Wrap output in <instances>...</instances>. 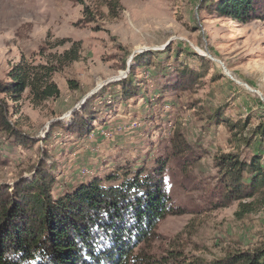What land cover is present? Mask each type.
I'll list each match as a JSON object with an SVG mask.
<instances>
[{"label":"rangeland","instance_id":"rangeland-1","mask_svg":"<svg viewBox=\"0 0 264 264\" xmlns=\"http://www.w3.org/2000/svg\"><path fill=\"white\" fill-rule=\"evenodd\" d=\"M202 2L0 0V82L23 65L58 90L44 100L28 87L18 100L3 98L18 137L0 131V185L31 180L46 154L54 197L93 177L117 185L166 160L172 212L132 260L208 263L263 246L264 210L227 196L218 164L227 154L247 161L259 146L237 139L264 122V18L208 14ZM183 67L195 82L167 90ZM127 80L137 90L124 94L117 83ZM94 94L88 130L67 133ZM112 175L120 180L105 181Z\"/></svg>","mask_w":264,"mask_h":264},{"label":"trees","instance_id":"trees-1","mask_svg":"<svg viewBox=\"0 0 264 264\" xmlns=\"http://www.w3.org/2000/svg\"><path fill=\"white\" fill-rule=\"evenodd\" d=\"M261 3L264 0H217L215 3L206 0L201 5L208 14L254 20L264 18ZM180 72L179 82L167 90L188 89L190 82H195L197 76L193 69L183 67ZM42 83L40 78H30L23 65H16L8 81L0 82V96H3L0 97V131L18 137L3 98L18 100L27 87L39 100L58 95L53 84ZM117 85L122 87L124 94L137 90L132 88L130 80L119 81ZM98 96L100 94H94L73 113L72 122L65 129L67 133L83 135L88 130L91 107ZM222 122L231 130L239 126L242 131L246 128L244 124ZM57 125L61 123H53L47 136ZM252 138H258L259 146L247 161L229 154L221 156L220 181L227 196L240 201L252 199L264 210V122L258 124L249 137L237 140L247 144ZM46 157L47 154L31 180L21 179L13 188L0 185V264L145 263L144 259L132 260L134 250L172 212L163 183L166 160L157 161L149 169L140 168L131 177L126 173L117 185H105L100 177H93L54 197V180ZM118 180L113 175L105 178L109 183ZM247 206L240 203L245 212L249 211ZM146 262L155 264L154 261ZM188 264H264V245L208 263Z\"/></svg>","mask_w":264,"mask_h":264},{"label":"water","instance_id":"water-1","mask_svg":"<svg viewBox=\"0 0 264 264\" xmlns=\"http://www.w3.org/2000/svg\"><path fill=\"white\" fill-rule=\"evenodd\" d=\"M222 67L224 68V70H225V67L222 65ZM226 73H228V72H226ZM229 74V73H228ZM264 101V100H263Z\"/></svg>","mask_w":264,"mask_h":264},{"label":"bare ground","instance_id":"bare-ground-1","mask_svg":"<svg viewBox=\"0 0 264 264\" xmlns=\"http://www.w3.org/2000/svg\"><path fill=\"white\" fill-rule=\"evenodd\" d=\"M238 83H240V82H238Z\"/></svg>","mask_w":264,"mask_h":264}]
</instances>
